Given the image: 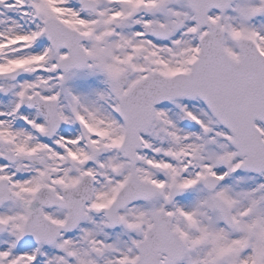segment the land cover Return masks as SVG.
I'll return each mask as SVG.
<instances>
[{
  "label": "snow or ice",
  "instance_id": "1",
  "mask_svg": "<svg viewBox=\"0 0 264 264\" xmlns=\"http://www.w3.org/2000/svg\"><path fill=\"white\" fill-rule=\"evenodd\" d=\"M0 264H264V0H0Z\"/></svg>",
  "mask_w": 264,
  "mask_h": 264
}]
</instances>
